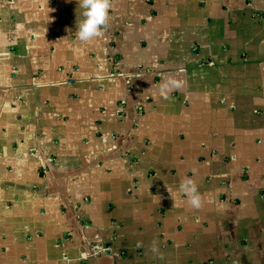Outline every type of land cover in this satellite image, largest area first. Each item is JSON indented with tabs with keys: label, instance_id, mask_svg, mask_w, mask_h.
Instances as JSON below:
<instances>
[{
	"label": "crops",
	"instance_id": "crops-1",
	"mask_svg": "<svg viewBox=\"0 0 264 264\" xmlns=\"http://www.w3.org/2000/svg\"><path fill=\"white\" fill-rule=\"evenodd\" d=\"M80 13L0 0V264H264V0Z\"/></svg>",
	"mask_w": 264,
	"mask_h": 264
},
{
	"label": "clouds",
	"instance_id": "clouds-1",
	"mask_svg": "<svg viewBox=\"0 0 264 264\" xmlns=\"http://www.w3.org/2000/svg\"><path fill=\"white\" fill-rule=\"evenodd\" d=\"M78 6L82 19L76 24V36L81 41H89L101 34L107 22L109 0H78ZM179 191L187 197V202L193 208L201 206V196L192 179H182Z\"/></svg>",
	"mask_w": 264,
	"mask_h": 264
},
{
	"label": "built area",
	"instance_id": "built-area-1",
	"mask_svg": "<svg viewBox=\"0 0 264 264\" xmlns=\"http://www.w3.org/2000/svg\"><path fill=\"white\" fill-rule=\"evenodd\" d=\"M103 251H105V249H101V250H100V252H103Z\"/></svg>",
	"mask_w": 264,
	"mask_h": 264
}]
</instances>
